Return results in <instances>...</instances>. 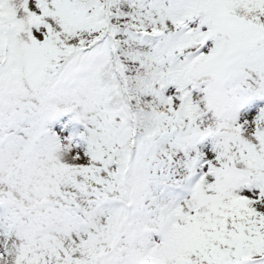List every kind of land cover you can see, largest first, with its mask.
<instances>
[{
	"label": "snow or ice",
	"instance_id": "snow-or-ice-1",
	"mask_svg": "<svg viewBox=\"0 0 264 264\" xmlns=\"http://www.w3.org/2000/svg\"><path fill=\"white\" fill-rule=\"evenodd\" d=\"M0 264H264V0H0Z\"/></svg>",
	"mask_w": 264,
	"mask_h": 264
}]
</instances>
